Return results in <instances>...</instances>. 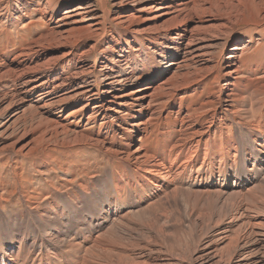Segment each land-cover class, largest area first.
Here are the masks:
<instances>
[{
	"label": "bare ground",
	"instance_id": "6f19581e",
	"mask_svg": "<svg viewBox=\"0 0 264 264\" xmlns=\"http://www.w3.org/2000/svg\"><path fill=\"white\" fill-rule=\"evenodd\" d=\"M227 13L0 0L6 45L40 29L0 49V264H264V20Z\"/></svg>",
	"mask_w": 264,
	"mask_h": 264
},
{
	"label": "rangeland",
	"instance_id": "374dc122",
	"mask_svg": "<svg viewBox=\"0 0 264 264\" xmlns=\"http://www.w3.org/2000/svg\"><path fill=\"white\" fill-rule=\"evenodd\" d=\"M213 3L215 4V9H219L220 12H228L227 15L230 18L237 19L235 20V22H233L238 34L243 33L242 31L245 25H249L247 24L248 21H250L249 23H251L253 21L264 20V17H262L264 14V0H213ZM38 30H40L39 27L31 29L30 32L21 33V36L18 33H14L9 45H6V40L0 38V49H4L5 47H8L11 50L17 49L23 42L31 41L34 37H36ZM262 32L264 33V31ZM243 37L244 36L240 35L239 38L235 40L234 44L243 39ZM262 50L263 51L261 52V54L256 56V58H259L261 60L263 59L262 54L264 52V48ZM58 159L62 160L65 159V157L60 154L58 155ZM76 160L80 161L87 170L89 169L92 175L103 174V172L108 167L112 166V163L108 159L107 154L103 153L98 147L85 148L79 152V156H77V153L74 154V156H69V158H66V161L64 162L63 166L67 167L68 165V171L74 172L77 169ZM34 164V159L26 160L25 176L37 178L33 167ZM53 174L57 175L55 170H53ZM0 178L4 185H7L10 188L13 186V177L11 176L8 170H4L3 172L2 170H0ZM18 207L19 205H16L15 203H10L8 205V211L17 210ZM151 235H147V238ZM174 237L170 239L174 240ZM164 239L165 241L170 242L167 238ZM170 249H172L173 253L178 252L177 247L172 248L171 246Z\"/></svg>",
	"mask_w": 264,
	"mask_h": 264
}]
</instances>
